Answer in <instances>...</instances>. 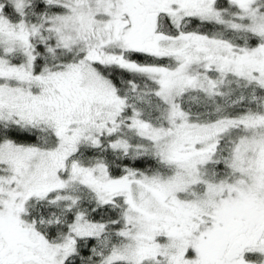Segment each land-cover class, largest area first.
Segmentation results:
<instances>
[{
    "label": "snow or ice",
    "instance_id": "snow-or-ice-1",
    "mask_svg": "<svg viewBox=\"0 0 264 264\" xmlns=\"http://www.w3.org/2000/svg\"><path fill=\"white\" fill-rule=\"evenodd\" d=\"M0 264H264V0H0Z\"/></svg>",
    "mask_w": 264,
    "mask_h": 264
}]
</instances>
